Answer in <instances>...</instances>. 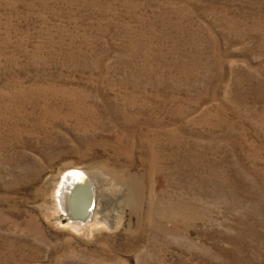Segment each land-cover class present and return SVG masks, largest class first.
I'll return each instance as SVG.
<instances>
[{
  "label": "rangeland",
  "instance_id": "374dc122",
  "mask_svg": "<svg viewBox=\"0 0 264 264\" xmlns=\"http://www.w3.org/2000/svg\"><path fill=\"white\" fill-rule=\"evenodd\" d=\"M0 264H264V0H0Z\"/></svg>",
  "mask_w": 264,
  "mask_h": 264
},
{
  "label": "water",
  "instance_id": "95a60500",
  "mask_svg": "<svg viewBox=\"0 0 264 264\" xmlns=\"http://www.w3.org/2000/svg\"><path fill=\"white\" fill-rule=\"evenodd\" d=\"M72 172V173H71ZM65 197L63 202L64 218L71 221H85L93 204V188L84 172L75 169L65 180Z\"/></svg>",
  "mask_w": 264,
  "mask_h": 264
},
{
  "label": "bare ground",
  "instance_id": "6f19581e",
  "mask_svg": "<svg viewBox=\"0 0 264 264\" xmlns=\"http://www.w3.org/2000/svg\"><path fill=\"white\" fill-rule=\"evenodd\" d=\"M73 170H75V168H73V167L64 168L62 170L63 176L59 179L58 186H57V188L55 187L54 192H53V195H52L53 204L55 203L54 205L56 206V208L61 213L63 212V209H64L63 208V202H64L65 188H66V186H65V184H66L65 180H67V178L69 177L70 171H73ZM78 170H80V169H78ZM81 171L86 174V176L88 177V179H89V181L91 183V186L93 188V200L94 201H93V204H92V208L89 211L88 216H87V218H86L85 221H82V220H78V221H71L70 220L69 221L68 220L69 222L72 223V225L74 227H77V228H85V227H87V225H90L91 224V219L95 215L94 213H96V220H97V218L99 217V208H100L101 211L105 212V205L107 203V198L109 197L108 194H106V192H104L102 190V187L100 185L101 182H106L107 180H109L107 177H105V176L102 177L101 181L98 182L93 177V174L91 172H89L88 170H81ZM66 190H67V188H66ZM63 217H64V215H63ZM110 217H112V215ZM110 217H109V219H111ZM113 217L115 218V215ZM113 220H115V219H112V221Z\"/></svg>",
  "mask_w": 264,
  "mask_h": 264
}]
</instances>
